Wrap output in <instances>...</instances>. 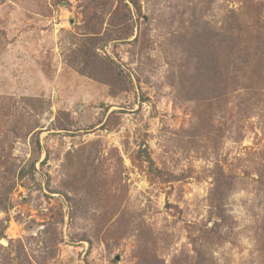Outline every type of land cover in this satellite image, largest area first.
<instances>
[{"label": "rangeland", "instance_id": "1", "mask_svg": "<svg viewBox=\"0 0 264 264\" xmlns=\"http://www.w3.org/2000/svg\"><path fill=\"white\" fill-rule=\"evenodd\" d=\"M0 264H264V0H0Z\"/></svg>", "mask_w": 264, "mask_h": 264}]
</instances>
